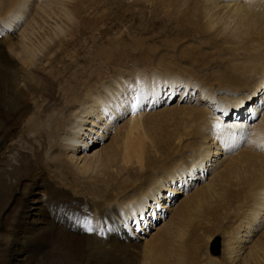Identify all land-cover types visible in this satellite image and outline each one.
Masks as SVG:
<instances>
[{"label":"bare ground","instance_id":"1","mask_svg":"<svg viewBox=\"0 0 264 264\" xmlns=\"http://www.w3.org/2000/svg\"><path fill=\"white\" fill-rule=\"evenodd\" d=\"M18 24L16 41L0 39V161L18 142L30 148L0 171V264H259L264 240L241 259L247 246L236 232L244 226L251 238L264 226L263 97L247 107L250 122L263 113L257 153L242 151L229 170L235 201L211 178L150 241L133 242L125 229H147L164 192L172 203L199 181L214 155L209 140L227 154L252 127L183 105L137 113L168 90L198 89L225 117L250 98L264 82V0H0V31ZM207 80L232 98L215 99ZM128 107L117 141L87 156L89 130H109ZM173 116L187 125L168 133Z\"/></svg>","mask_w":264,"mask_h":264},{"label":"rangeland","instance_id":"2","mask_svg":"<svg viewBox=\"0 0 264 264\" xmlns=\"http://www.w3.org/2000/svg\"><path fill=\"white\" fill-rule=\"evenodd\" d=\"M116 27L111 28L112 31L107 35V38L110 37L109 39H111L114 37V35L117 34V32L119 30L118 25ZM23 28H24V25L22 26L21 24H18L17 26H15L12 29H9L6 31H0V39H2L3 37L6 36L5 37L6 39H14L16 41V38L18 37L20 32L23 30ZM118 35H120L119 37H122L121 35H123V33H119ZM131 50L132 49L126 50L127 52H129L128 54H129V57H131L130 59H132V60L135 59V61L136 60L140 61L141 60L140 56L143 55L142 54L143 52H141V50H138L136 52H134L133 50L131 51ZM166 51L167 52L169 51V48L167 47V45L165 46L163 51H161V53H165ZM192 53H198V52H197V50H191L188 54V56L190 58H192L191 57ZM138 57H139V59H138ZM130 64H132V63L128 62L127 67H125V68L132 67V66L134 67V65H135V64L134 65H130ZM182 66L188 67V64L185 63V64H182ZM208 82H209V86L213 87V89H214L215 99L224 101L226 99L232 98V96L228 95L225 92V90H222V88L216 86L211 81H208ZM226 87H228V86H226ZM167 93H169V90L167 91ZM167 93H165V96H163L161 98L160 102H158L157 104L149 105L145 102L143 104V106L140 108L141 111L140 112L138 111L137 114L140 115V114L147 113L150 115L151 114L156 115V114L161 113V111L166 107H168V108H171L174 106L177 107V105H179L178 107H180L181 105H183V106H186L189 108L195 107L196 109H199V110L208 109L209 111H212L213 113L218 114L220 117H222V119L224 118L223 121L234 120L236 116L241 118V120H246V118H249V123H250L249 125H251L252 127L249 126L248 128H246L247 129L245 131L246 134H244V138L242 139V141H240L238 143V145L234 146V148H231L227 154H224L226 151L225 149H224L225 151H222L221 149H217V147H218L216 144L217 141L214 142L213 140L212 141L209 140L210 145H211V150H212L214 155L210 156V158H208L207 161L204 162L205 163L204 164L205 165L204 166V173H203V171H200V170L197 171L198 176H196V177L199 181H195L194 182L195 185L190 187V189H188V192H187V190H184L182 187L179 190H177L176 195H174V201L172 203H167L168 201L164 200V197H167V193L164 192L162 194L163 196L161 198L163 207L161 206L162 204L160 203L159 208H158V212H156V214L157 213L158 214L153 217V220L152 219L149 220V224L146 222H143L144 227L147 229L142 230L141 225L139 227L136 226L134 229V224H133V226L129 227V229H127V230L125 229V233H127L129 236H131L133 242H136L138 244H144L147 241H150L152 239V235L157 234L158 230L164 226V223H166L171 218V215L174 212L172 210H175L179 206V204L182 203V201H184L185 199L187 200L188 197L190 195H192L197 189L202 187V185H206L207 182H209V180L211 178L215 179V185L218 186V188L220 189L219 193H222L228 197L231 194L232 195L231 199L233 201H235L234 197L236 195V191L234 190L233 181H232V183L230 182V176H229V170H230L231 164H233L235 162L234 157L236 155H238L239 153H241L242 151L257 153L256 145L254 143L257 140V134H258V132L256 131V127L262 120L263 113H264V104L259 108V110L261 112L263 110V113L261 114L260 111L258 110L256 116L253 118V120L251 122H250V118L252 116H248V113H247V111H249L250 107L249 108H247V107L249 106L250 102H252L254 100L260 101V98H262V97L264 98V82L262 84H260V87L252 93L250 98L244 100L243 104H241V103L239 105H236L235 103L230 104V108H226V112H227L226 117L222 114L223 110L216 109V106L214 105L215 101H213L211 103V101L209 99H206L204 96H200L198 89L189 88L185 94H182L183 90L178 91L173 95V98H171L170 95ZM132 94L133 95H131V97L135 96L136 92H133ZM166 94H167V96H166ZM241 95H243V94L241 93L239 96H241ZM131 97L129 98L128 101H130ZM182 99L184 100L183 102H181ZM128 109H129L128 113L124 114L121 119H117V122L115 124H113L112 126H107V129H109V130H104V125H105L104 122H101L102 123L101 125H103V128H101L100 126H95L94 131L89 130L88 133L89 134L91 133L92 137L94 139L90 140L89 142L91 145L89 147L87 145V147H86V148H88V151L86 152L87 156H90L95 151L101 149L103 147V145L108 147L117 141L118 135L117 136L115 135L114 126L117 124L120 127L123 125L124 122H126L130 117H132L131 108L128 107ZM165 125H166V127L164 129L168 132L170 130V127L178 126V127L182 128L183 126L187 125V122L181 116H179V117L173 116L172 119H170L169 121H167L165 123ZM226 125L227 124L225 123V126ZM168 133H170V132H168ZM101 134H106L107 136H103ZM27 139L30 140L31 137H27ZM29 148H30L29 144L26 141H22V142L16 143V145L14 147L9 148L7 151H5V149H3L2 152H7V153L5 154V156L0 161V171L2 170V168H4L6 166L5 165L6 161L11 160V163L12 162L15 163L14 158L17 157L16 154H18V151H22V150L28 151ZM219 152L221 154H219ZM190 155L191 154L183 156L184 159L180 162V164L184 163V165L186 166L187 163L193 159V158L189 157ZM77 156L79 158L80 157L83 158V156H84L83 152L79 151L77 153ZM219 160H220V162H219ZM206 162H208V163H206ZM244 162H246V161H243V163ZM170 201L171 200H169V202ZM164 204H167V207H164ZM167 208H170V209H167ZM262 212L264 214V211H262ZM242 224H245V221H243ZM237 226H238V224L235 225V228H237ZM245 231L246 230L243 226V228H241V230H240V233L236 232L237 239L244 241L246 243V246H247V247H245V250H243L239 254L241 259H243L246 256V254L249 252V250L251 249L248 247H251L256 242L262 243V241L264 240V226L258 230L255 229L253 232L254 235L251 236V238L249 236H247V234H245ZM137 236H139V237L137 238ZM221 236H222V234L216 235V237H214L212 239V241L214 239L215 240L219 239L220 244H221V242H222ZM214 241H213V243H214ZM211 250L213 253V247L212 246H211ZM219 250H221L220 247H219ZM219 254H220V251L218 254H216L215 258H217V257L219 258ZM221 254H222V252H221ZM240 262L241 261L239 260V264H240ZM39 264H50V262L48 263V261H41ZM249 264H255V260H253V262H251ZM259 264H264V258L263 257H261Z\"/></svg>","mask_w":264,"mask_h":264},{"label":"water","instance_id":"3","mask_svg":"<svg viewBox=\"0 0 264 264\" xmlns=\"http://www.w3.org/2000/svg\"><path fill=\"white\" fill-rule=\"evenodd\" d=\"M219 247H220V241L219 239L216 241V244L213 246V252H219Z\"/></svg>","mask_w":264,"mask_h":264},{"label":"snow or ice","instance_id":"4","mask_svg":"<svg viewBox=\"0 0 264 264\" xmlns=\"http://www.w3.org/2000/svg\"><path fill=\"white\" fill-rule=\"evenodd\" d=\"M89 231H92V229H88Z\"/></svg>","mask_w":264,"mask_h":264}]
</instances>
